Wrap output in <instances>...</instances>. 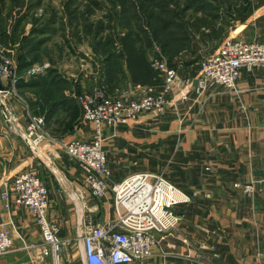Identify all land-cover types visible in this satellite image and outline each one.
Masks as SVG:
<instances>
[{
	"label": "crops",
	"instance_id": "crops-1",
	"mask_svg": "<svg viewBox=\"0 0 264 264\" xmlns=\"http://www.w3.org/2000/svg\"><path fill=\"white\" fill-rule=\"evenodd\" d=\"M241 3L240 15L238 9H233L226 17L223 26L225 37L231 35L237 39L264 42V0H241ZM234 17L240 21L236 20L238 22L233 25ZM44 40L37 46L34 42V56L48 45ZM185 63L187 65H184L186 67L181 74L186 76L191 72L193 77H197L200 69L191 68L189 61ZM29 66L25 61H18L19 80L14 91L9 82L3 83L12 90L11 95L3 97L4 102L17 106L24 124L30 114L43 112L45 106L47 128L54 136L64 141H91L93 125L83 120L74 90V81L80 83L75 85V89L88 88L81 86L84 76L70 72L62 74L54 68L55 80L47 74L45 78L30 77L27 73ZM131 80L130 77L127 85L118 89V94L132 93L134 88L152 85ZM238 88L239 92L222 87L209 89L192 110L183 107L176 113L177 131L182 132L185 138L180 153L190 158L189 163L198 164L201 169L204 165L210 166V171L202 173L205 185L199 183L182 189L192 193L195 188L204 186L210 198L199 197L192 204L178 206L184 214L179 232L159 242L154 247L153 256L136 264L264 263V70L243 69ZM154 113H144L139 119L124 122L116 129H104V149L114 182H122L134 173L151 168L146 166V162L155 161L153 147L163 151V141L167 137L162 133L172 131L174 127L159 115L153 117ZM28 170L34 171L48 186L50 221L60 226L61 236L76 240L74 246L65 251L64 261L83 264V246L78 239L83 217L90 208L93 223L114 218L112 190L103 200L91 195L84 201L73 199L78 195L75 189L82 186L80 166L70 160L58 143H47L40 149H32L8 126L0 107V217L10 213L1 197L3 179L11 184L17 173ZM238 181L245 184L256 181L255 196L250 197L238 189ZM12 207L23 239L15 238L13 249L0 256V264H52L50 257L38 262L32 260L24 246L30 242H41L40 227L28 208L14 203Z\"/></svg>",
	"mask_w": 264,
	"mask_h": 264
},
{
	"label": "built area",
	"instance_id": "built-area-1",
	"mask_svg": "<svg viewBox=\"0 0 264 264\" xmlns=\"http://www.w3.org/2000/svg\"><path fill=\"white\" fill-rule=\"evenodd\" d=\"M155 47L159 55L152 61V66L163 75V83L139 86L132 93L121 95H112L105 89L75 94L83 120L93 125L91 141L56 138L47 128L46 116L40 112L30 114L24 124L15 108L3 111L8 126L32 149L58 143L70 160L80 166L82 186L75 189L78 195L73 199L84 201L91 195L103 200L110 190L114 192L116 215L106 222L93 223L92 209L84 204L88 212L83 217V228L78 236L83 246V264H136L150 258L159 242L179 232L182 217L175 208L191 203L198 196L196 192L193 195L185 192L163 173L138 172L122 182H114L104 149V129H116L124 122L139 119L145 112L165 116L170 108L180 112L186 107L190 111L200 104L209 89L222 87L239 92L238 80L243 69L264 70V42L259 40L236 39L230 35L201 63L197 77L181 75L179 65H170L161 48ZM6 52L0 44V79L11 80L14 88L19 80L17 66L6 58ZM177 63L182 64L183 61ZM50 65L49 62L34 65L28 76H45ZM8 93L9 90L3 86L0 97ZM2 185L1 197L10 213L0 217V256L13 249L15 238L23 239L11 211L14 203L28 208L41 230V242H30L24 246L32 260L38 262L50 257L52 264H71L64 261V254L76 240L61 236L60 226L50 221V192L46 182L28 170L17 173L11 184L3 179ZM253 188L246 186L245 191L252 193Z\"/></svg>",
	"mask_w": 264,
	"mask_h": 264
},
{
	"label": "rangeland",
	"instance_id": "rangeland-1",
	"mask_svg": "<svg viewBox=\"0 0 264 264\" xmlns=\"http://www.w3.org/2000/svg\"><path fill=\"white\" fill-rule=\"evenodd\" d=\"M21 1L0 0V34L4 30L10 36L16 33L15 29L20 27L19 18L29 12L22 22L24 27L22 24L17 33L21 36L23 34L31 35L30 37L33 36V38L38 36L43 40L47 39L44 41L48 44L38 54L40 60L33 62L29 70L34 65L49 62L51 64L49 70L56 68L62 71V74L70 72L76 73V76L83 75L85 80L81 86L88 88L75 89V85L79 82L74 81L76 94L105 89L117 95L118 89L125 87L130 77L138 80L142 77L143 79L140 80L146 81L145 83L155 78L158 85L163 83V75L152 66V61L159 55L156 45L161 48V53L169 62L171 60L173 64L179 65L180 73L186 67L184 66L187 65L184 63L186 61L190 62L188 64L191 68L201 71V63L210 54L216 52L225 38L230 36L225 37L223 30L229 11L238 9L237 13L240 15L242 12L239 11L243 8L241 0H41L35 9L30 11L28 10L30 0H24L25 5L21 4ZM233 19L235 21L233 25L240 21L238 17ZM34 28L38 29L33 33ZM42 28L46 29L44 32L46 35L39 33ZM157 29L161 30L157 31ZM130 38H133L138 47L143 50L148 66L154 71V76L148 71L146 74L145 70L138 74L130 71L123 56L125 42H130ZM109 39H111L110 42ZM162 41L163 43L169 41L167 53L161 46ZM0 44L6 48V58L17 66L18 76V59L23 54L19 40L15 42L9 40L7 43L0 42ZM105 44H111L115 62L110 65L107 63V54L104 51ZM183 49L184 51L181 52L180 50ZM179 51L180 53L176 55ZM180 61L183 63L178 64L177 62ZM189 74L186 76L193 77L191 72ZM5 81L9 82L13 90L11 80H2V84ZM4 88L9 90L7 95H11L12 90L6 86ZM4 98L0 97L2 111L15 108L19 113L17 106L4 102ZM152 113L154 112H145V114ZM176 113L177 110L174 108L168 116L154 113L153 117L159 115L174 129L162 133L167 137L163 141V151L161 152L159 147H153L155 161L150 164L146 162V166L151 168L144 171L163 173L168 180L181 188L204 184L202 173L210 171V166L204 165L201 169L198 164L189 163L190 158L180 153L185 138L182 132L177 131ZM55 137L57 138L56 135ZM246 186H253L254 191L246 192ZM236 187L250 197H254L257 192L256 181L246 184L238 181ZM195 189L189 194L193 195L196 192L198 196L188 204H192L199 197L205 200L210 198L206 187L200 186ZM110 194L114 198V192ZM175 210L183 221L184 214L180 208L177 206Z\"/></svg>",
	"mask_w": 264,
	"mask_h": 264
},
{
	"label": "trees",
	"instance_id": "trees-1",
	"mask_svg": "<svg viewBox=\"0 0 264 264\" xmlns=\"http://www.w3.org/2000/svg\"><path fill=\"white\" fill-rule=\"evenodd\" d=\"M20 1V0H18ZM39 3H41V0H30L29 1V4H28V10H33L35 9ZM21 4L25 5V1L22 0L21 1ZM29 14V12L23 14V16H21L18 20V25L20 23V27L22 26V22L26 19V16ZM48 25V24H47ZM19 27V28H20ZM23 27H24V24H23ZM19 28H17V30H19ZM40 28V27H39ZM2 29L4 30V25L2 26ZM38 29V28H37ZM37 29H33V33L37 30ZM17 30L15 29L16 33L14 32V34H12V36L6 34L5 30L2 31V33L0 34V42L2 43H7L9 42V40L15 42V41H18L20 42V48L22 50V55L20 57L19 62H23L25 61V64L27 65H32L33 62L37 61L39 58H40V55H37L33 54L34 50H35V47H34V42L36 43V46L41 43L43 40H40V39H35L32 37H30L29 35H23L21 36V34L19 35L17 33ZM161 29H157V31H160ZM46 29L42 28L41 30H39V32H45ZM154 35V34H153ZM111 41V39H109V42ZM107 42V43H109ZM163 43V41H162ZM168 44H169V41L163 43L161 46L164 47V52L167 53L166 51V48L168 47ZM111 44H105L104 45V51L106 52L107 54V63L110 65V64H113L115 61L113 60V53H112V50H111V47H110ZM26 49H27V52H26ZM168 49V48H167ZM181 52L184 51L183 50H180ZM180 51L176 54L178 55L180 53ZM123 56H125V60L127 61V65L130 69V71H133L136 72V74L142 72V71H146V74H147V71L150 73V75L154 76V71L152 70V68L150 66H148V62L145 58V55H144V52L143 50H141L139 47H138V44L134 42V39L133 38H130V42H125V45H124V49H123ZM33 55V56H32ZM169 61V60H168ZM170 65L172 66H178V65H175L176 63H172L171 60H170ZM185 63V62H184ZM20 65H22L20 63ZM29 66V68H30ZM55 71L56 69H50L47 73L46 76H49L51 75L54 80H55V77H56V74H55ZM46 76H43L44 78ZM140 79H143L142 77L138 79H134L132 77V80L133 82H138V83H145V82H142L143 80H140ZM150 82L149 84H156L158 81L155 80H151V81H148ZM147 82V83H148ZM45 109V106H43V112H40L42 114H44L46 116V120H47V112L44 110ZM75 116V115H74ZM73 116V117H74Z\"/></svg>",
	"mask_w": 264,
	"mask_h": 264
},
{
	"label": "water",
	"instance_id": "water-1",
	"mask_svg": "<svg viewBox=\"0 0 264 264\" xmlns=\"http://www.w3.org/2000/svg\"><path fill=\"white\" fill-rule=\"evenodd\" d=\"M3 90V84H2V81L0 79V91Z\"/></svg>",
	"mask_w": 264,
	"mask_h": 264
}]
</instances>
